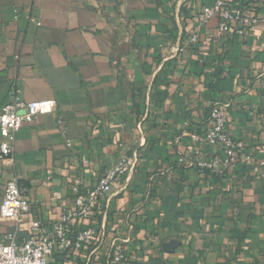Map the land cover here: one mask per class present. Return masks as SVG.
<instances>
[{
  "label": "crops",
  "instance_id": "crops-1",
  "mask_svg": "<svg viewBox=\"0 0 264 264\" xmlns=\"http://www.w3.org/2000/svg\"><path fill=\"white\" fill-rule=\"evenodd\" d=\"M216 1L0 0V110L14 87L27 102L57 105L0 161V207L14 178L32 206L20 226L0 222L2 240H29L37 219L50 226L74 206L73 188L95 185L124 144L141 152L137 170L77 229L130 237L128 264H264V7L243 39L215 41L214 19L186 45ZM215 104L228 106L229 130L250 157L223 178L185 168L180 156ZM88 256L60 253L50 264Z\"/></svg>",
  "mask_w": 264,
  "mask_h": 264
},
{
  "label": "built area",
  "instance_id": "built-area-1",
  "mask_svg": "<svg viewBox=\"0 0 264 264\" xmlns=\"http://www.w3.org/2000/svg\"><path fill=\"white\" fill-rule=\"evenodd\" d=\"M261 7H264V0H217L197 14V25L185 44L199 42L201 28L214 19L218 21L213 37L215 41L228 34L243 39L248 28L260 24L258 9ZM185 49L181 46L179 51L184 52ZM10 95L11 100L0 110V161L3 162L13 158L15 136L25 125L57 109L53 100L25 101L16 87ZM228 122V106L213 105L206 122L207 130L203 134H192L193 146L180 155L185 168L222 177L250 160L246 155V144L229 130ZM138 132L143 134L141 125ZM120 146L124 151L121 159L103 173L95 185L73 188L74 206L50 226L37 219L31 223L32 237L29 240L17 242L10 237V243H6L0 238V264H50V259L56 254L69 252L80 255L84 251H89L86 264H128L133 259L130 237H111L104 225L101 228L90 225L77 229L85 221L95 219L103 205L109 207L114 193L123 187V180L137 170L141 152L124 144ZM31 207L29 189L17 178L9 180L0 207V222L20 226ZM129 230L133 232L134 226ZM105 246L106 251L101 253L100 249Z\"/></svg>",
  "mask_w": 264,
  "mask_h": 264
},
{
  "label": "trees",
  "instance_id": "trees-1",
  "mask_svg": "<svg viewBox=\"0 0 264 264\" xmlns=\"http://www.w3.org/2000/svg\"><path fill=\"white\" fill-rule=\"evenodd\" d=\"M240 166H241V164H240L238 167H240ZM238 167H237V168H238ZM237 168H236L234 171H236ZM234 171H233V172H234ZM207 173H208V172H207ZM209 174H211V173H209ZM211 175H212V174H211ZM228 175H229V174H228ZM228 175H225V176H222V177H220V176H216V175H213V176H215V177H217V178H223V177H226V176H228Z\"/></svg>",
  "mask_w": 264,
  "mask_h": 264
}]
</instances>
